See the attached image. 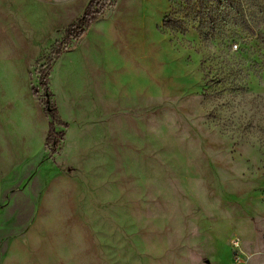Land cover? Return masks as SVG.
<instances>
[{"label":"rangeland","instance_id":"obj_1","mask_svg":"<svg viewBox=\"0 0 264 264\" xmlns=\"http://www.w3.org/2000/svg\"><path fill=\"white\" fill-rule=\"evenodd\" d=\"M88 2L0 0V264H264V0H115L47 68Z\"/></svg>","mask_w":264,"mask_h":264},{"label":"trees","instance_id":"obj_2","mask_svg":"<svg viewBox=\"0 0 264 264\" xmlns=\"http://www.w3.org/2000/svg\"><path fill=\"white\" fill-rule=\"evenodd\" d=\"M114 3L115 0H89L81 16L76 19L72 25L65 29L61 40L54 43L51 50L53 59L51 61L49 60L50 64L47 68H50L53 61L56 60L72 42L82 39L89 27L98 19L103 17L104 14L113 7ZM47 68L46 70H48ZM47 77V72H45V75L43 76L40 75V86L45 91L41 104L44 106V114L49 118L45 147H49L50 152L54 153L64 137V133L62 131H57L56 127L65 129L67 128V124L60 120L55 105L49 102L51 93L47 87ZM36 93L37 90L34 89L33 94Z\"/></svg>","mask_w":264,"mask_h":264}]
</instances>
